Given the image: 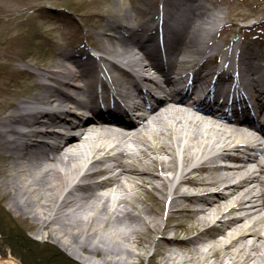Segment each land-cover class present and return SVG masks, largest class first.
Here are the masks:
<instances>
[{
	"label": "bare ground",
	"instance_id": "obj_1",
	"mask_svg": "<svg viewBox=\"0 0 264 264\" xmlns=\"http://www.w3.org/2000/svg\"><path fill=\"white\" fill-rule=\"evenodd\" d=\"M160 2L163 15L141 18L147 3L133 9L120 0L117 20L89 43L95 52L60 50L27 97L11 103V121L1 129L11 152V203L43 227L52 223L56 242L87 264H138L131 258L154 230L165 242L158 254L174 264H264V136L237 113L178 91L188 77L222 95L223 81L236 76V88L255 93L263 109L264 62L253 46L216 42L220 16L203 0ZM175 7L179 25L163 65L147 41L171 36ZM98 79L112 111L74 124V104L98 108ZM152 90L164 96L153 103ZM123 108L142 113L125 118ZM160 204L170 219L186 220L162 226ZM211 221L226 241H212V228H201ZM170 228L172 239L165 238ZM180 229L197 232L184 239ZM0 264L22 263L5 255Z\"/></svg>",
	"mask_w": 264,
	"mask_h": 264
},
{
	"label": "rangeland",
	"instance_id": "obj_2",
	"mask_svg": "<svg viewBox=\"0 0 264 264\" xmlns=\"http://www.w3.org/2000/svg\"><path fill=\"white\" fill-rule=\"evenodd\" d=\"M119 1L0 0V210H4L7 215L4 227L6 231L11 230V233H25L31 239L46 242L50 248L57 249L55 253L65 254L79 264L87 263L70 255L56 242L52 223L43 227L32 221L31 214L11 203V176L8 171L11 152L4 145L1 129L6 122L11 121V103L27 97L26 91L30 83L40 80L36 73L43 70L45 64L59 60L60 50L80 51L87 48L94 51L89 43L101 41V32L108 27L109 21L117 20ZM203 1L211 11L220 16L213 27L216 42L223 47L234 40L246 48L253 46L259 54L257 59L264 62V0ZM125 3L133 9H144L147 3L148 11L141 18L150 13L164 14L160 10V0H125ZM176 9L177 7L172 10L174 15L168 20L167 28L173 25L174 17L179 16ZM199 36L198 42L203 44V35ZM219 58L217 55L214 60ZM156 194L158 198L161 197ZM167 213V209L160 204L156 217L162 226L166 222L176 224L186 220L181 214L172 220ZM207 225L209 224L201 228H206ZM196 232L197 230L190 234L180 229L179 236L187 239ZM206 234L212 241L228 239V235L220 229L207 231ZM161 236V231H152L149 240L137 247L138 254L132 256L131 260L138 264H174L167 259L168 254H158L165 245L160 240ZM173 236V228L165 232V238L172 239ZM0 250L11 253L24 264L19 256L14 255L2 243Z\"/></svg>",
	"mask_w": 264,
	"mask_h": 264
},
{
	"label": "trees",
	"instance_id": "obj_3",
	"mask_svg": "<svg viewBox=\"0 0 264 264\" xmlns=\"http://www.w3.org/2000/svg\"><path fill=\"white\" fill-rule=\"evenodd\" d=\"M6 217L5 211L0 210V243L10 248L11 252L19 256L24 264H79L65 254L55 253L57 249L50 248L46 242L42 243L31 239L25 233L6 231V227H4ZM0 253L5 255L7 251L0 250Z\"/></svg>",
	"mask_w": 264,
	"mask_h": 264
},
{
	"label": "water",
	"instance_id": "obj_4",
	"mask_svg": "<svg viewBox=\"0 0 264 264\" xmlns=\"http://www.w3.org/2000/svg\"><path fill=\"white\" fill-rule=\"evenodd\" d=\"M0 256H2L1 254H0ZM7 256H11V254H8ZM4 257V256H3Z\"/></svg>",
	"mask_w": 264,
	"mask_h": 264
}]
</instances>
